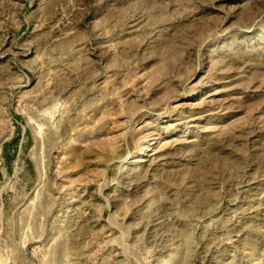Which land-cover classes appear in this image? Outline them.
<instances>
[{"label": "rangeland", "instance_id": "obj_1", "mask_svg": "<svg viewBox=\"0 0 264 264\" xmlns=\"http://www.w3.org/2000/svg\"><path fill=\"white\" fill-rule=\"evenodd\" d=\"M0 264H264V0H0Z\"/></svg>", "mask_w": 264, "mask_h": 264}]
</instances>
